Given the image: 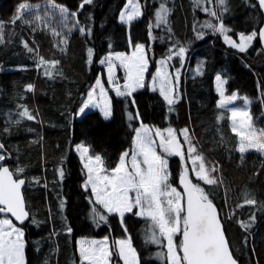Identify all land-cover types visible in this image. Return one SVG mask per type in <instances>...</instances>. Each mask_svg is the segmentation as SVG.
Listing matches in <instances>:
<instances>
[{
	"label": "trees",
	"instance_id": "1",
	"mask_svg": "<svg viewBox=\"0 0 264 264\" xmlns=\"http://www.w3.org/2000/svg\"><path fill=\"white\" fill-rule=\"evenodd\" d=\"M45 1L75 11L79 25L85 29L83 34L80 29L68 33L64 48L57 46L53 33L35 30L29 36L20 20L9 23L20 3L35 5ZM126 1L92 0L80 8L82 0H0V22H3L0 68L25 66L0 70V141L11 156L8 162L11 171L24 169L14 176L25 178L23 194L30 212L29 221L20 226L25 234L26 264H79L76 240L80 237H106L114 253L111 264H123L116 254V242L126 235L132 240L139 264H168L163 251L159 255L156 252L160 246L147 237L148 233L152 234L150 219L126 213L122 225L118 215L108 213L94 202L91 190L82 186L85 168L72 148L73 144L83 143L92 154L101 155L105 167L114 168L120 156L132 147L134 129L140 122L153 131L172 127L178 132L185 127L206 161H217L219 171L213 176L218 183H203V187L218 208L233 256L238 264H264V157L254 151L243 154L238 151L237 137L229 125V112L217 107L218 94L214 88V78L221 74L226 79L227 93L237 92L250 98L253 121L264 126V51L258 36L244 52L225 45L219 35L213 36L210 31L205 30L201 38L202 29H194V19L197 17L202 23L207 15L200 12L197 4L195 7L194 0H138L142 15L127 25L118 20ZM162 2L169 4L170 12L167 24L157 26L155 14ZM233 10L227 18L234 28L232 33L258 32L263 14L255 0H239ZM236 18L247 26L236 25ZM25 42L34 51L29 52ZM182 42L187 43L190 57L199 52L205 58L202 74L187 79V100L182 96L170 106L156 89L145 87L131 96H117L110 87L100 64L106 54L128 52L131 46L143 44L149 64L146 78H149L156 69L157 59ZM40 57L59 63L54 68L42 65ZM46 70L52 75H46ZM117 75L122 81L120 67ZM99 76L108 89L112 115L106 119L99 110H89L77 118L83 97ZM29 84L33 85L31 91L27 89ZM25 107L35 119L19 115ZM137 113L138 118L129 119ZM221 114L224 119L218 120ZM180 141L184 144L182 138ZM168 158L173 182L177 184L180 160L175 155ZM60 169L63 178L59 176ZM59 198L72 232L61 234L62 242L56 254L53 244L46 247L42 240L35 239H42L48 228L46 202L58 217ZM246 198L257 203L237 208ZM225 204L233 209L232 219L227 218ZM99 214L106 220H100ZM252 215L255 220L250 227L253 231L250 239L236 221H249ZM246 236L249 240L245 242ZM176 239L179 243L180 237Z\"/></svg>",
	"mask_w": 264,
	"mask_h": 264
},
{
	"label": "snow or ice",
	"instance_id": "2",
	"mask_svg": "<svg viewBox=\"0 0 264 264\" xmlns=\"http://www.w3.org/2000/svg\"><path fill=\"white\" fill-rule=\"evenodd\" d=\"M91 2L92 0H82L80 8ZM194 3L199 5L200 0H194ZM215 3L218 7H224L226 0H215ZM259 5L264 8V0H259ZM54 7L59 8L62 15L69 11L60 5H54ZM28 8L27 3H20L9 23L16 24L18 20L22 19V10ZM125 8L126 12H122L120 16L122 22H130L142 15L138 0H127ZM203 11L220 20L217 11L209 8H203ZM169 12L170 9L166 7L165 3H160L155 14L157 26L167 24ZM71 15L75 16L76 13L73 12ZM24 22L28 23V20ZM202 27L213 28L221 33L229 31L222 21L219 26L206 22ZM2 30L3 22H0V32ZM80 31L83 34L85 29L81 28ZM56 34L58 35V33ZM199 35L202 38V34ZM258 35L261 40H264V29H261L259 33L254 31L250 35L241 33L239 43L228 36H225V40L232 47L244 52ZM0 42H3L2 36H0ZM63 43L66 44L67 40L65 39ZM24 47L29 52L34 51L27 42L24 43ZM184 53L185 49L180 47L173 54L182 58ZM91 55L92 50L89 49V57ZM115 59L120 61L121 66L126 71L124 90L116 86V95L131 96L137 88L144 87V74L148 70L145 46L136 44L131 55L116 53ZM100 62L108 63L109 80L111 81L115 67L112 63V56L110 55ZM58 63L59 61H46L40 57V64L42 65L54 68ZM164 63L165 61L162 60L161 65ZM45 74L52 75L51 71L47 70ZM157 78L160 80V93L171 106L175 98L174 87L169 80V75L167 72L158 69L153 79L156 80ZM216 80L219 82L218 91L221 97L217 107L223 109L236 97L234 95L225 96L222 87L225 82L221 80L220 76H217ZM96 85L99 87L103 99L101 111L105 118H109L112 115L111 100L107 97L106 90L99 79H97ZM32 88L33 85L31 84L27 86L29 91ZM94 93L95 88L88 93L84 106L80 108L81 113L93 104ZM169 111H172L171 107ZM229 111L231 112L230 117H228L231 121V130L238 137V151L243 154L254 149L264 154V128L254 127L253 118L247 110L231 108ZM19 115L29 120L35 119L26 107ZM138 116V113L136 117L130 115L129 119L138 118ZM217 119L223 120L224 116L221 114ZM134 132V147L131 152L130 165L128 162L129 152L127 151L120 156L119 163L114 168H107L101 155H89L87 147L77 145V150L80 151L81 157L85 161L84 168L87 170V180L84 187L87 190L90 186L91 193L95 197L94 202L102 206L108 213L118 214L122 225L126 213L150 219L153 228L158 230L159 236L167 241L168 264H237L225 236L219 211L213 200L209 198V193L205 188L199 183H193L189 176L187 164L179 177L183 192L178 191L168 182V161L158 153L157 147L164 153L179 156L181 160L186 158L190 161L191 172L195 174L198 181H202L206 185L218 183L217 178L213 176V173L217 171L216 167L210 166L206 157L197 150L188 134V129L181 132V135L184 136V144H187L186 150L184 144L178 140L175 131L170 127L164 131L156 128L153 133L151 128L141 123L139 128L134 129ZM154 137H159L158 145ZM4 148V144L0 143V150H4ZM6 158L5 154H0V162ZM23 171V168H17L14 173L8 167L0 164V206H3L0 207V213H10L21 224L29 218V212L26 210V203L21 192L25 180L14 178V175L18 176ZM63 175L64 172L60 169L59 176L63 178ZM256 203L255 199L246 198L242 204H238L236 207L254 206ZM99 218L106 220L102 214H99ZM249 219L254 221L255 215ZM239 223L245 229L251 226L246 221H239ZM124 230L126 232L127 228ZM67 232L69 234L72 232L71 227L67 228ZM24 235L23 229L17 227L11 219H0V264H26ZM177 236L180 237L179 243L175 239ZM151 239L155 243H161L155 231H153ZM78 243L81 264H111L114 253L108 246L107 238L102 241L80 240ZM116 244L118 245L116 254L123 260L124 264H139L130 237L121 239Z\"/></svg>",
	"mask_w": 264,
	"mask_h": 264
},
{
	"label": "rangeland",
	"instance_id": "3",
	"mask_svg": "<svg viewBox=\"0 0 264 264\" xmlns=\"http://www.w3.org/2000/svg\"><path fill=\"white\" fill-rule=\"evenodd\" d=\"M238 2H239V0H226V4H225L224 7H218L216 5V3H215V0H212V2H209V0H200V3H199V5H197V7H198V9H200V12H203V13H205L207 15V19H205V22L199 23V20H197V17H196V19H194V22H195L194 23V26H195L194 29L196 30V29H199L201 27L202 31L199 34H202V36L204 35V33L206 31L207 32L210 31L213 36L219 35L221 41L225 45L230 46V47H232V46H231L230 43H228L225 40V36H228L232 40H234L237 43H239L240 42V34L241 33H243L244 35H250L254 31L248 32V33H244V32H240L239 30H236L235 33H232L234 28L229 24V22L227 21V18H229V14H231L230 10L234 13L233 9H235V6H237ZM22 3H27L29 5L28 9L22 10V19L20 20L22 25L25 27V29H26V31H27L29 36H30V33L35 31V30H42V31H45V32L53 33L55 35V40H56L57 46H59L60 48H64L65 43H63V41L67 38L68 33H70L72 30L74 31L76 29H81L82 28L79 25V23H78V21L76 19V15L75 16L71 15V13H73L75 11H71L70 9H68L67 7H65L63 5H60V4H57V3H54V2H48V1H45V2H42V3H38V4H35V5H32V4L28 3V2H22ZM54 5H60L62 7L67 8L69 11H68V13L62 15L61 12H60V9L57 8V7H54ZM194 5L196 7V3H194ZM203 8H209V9L217 11L218 15L220 16V20L216 19L215 17L210 16L208 13L203 11ZM224 8H226V10H224ZM197 15H198V13H197ZM65 17H67V18H65ZM25 20H28V23H25L24 22ZM221 21L223 22L225 27L227 29H229V31H227L225 33H221L219 31H215L213 28L202 27V25H204L206 22H210L212 24H215V25L219 26ZM236 21H237L236 25H238V26H247V23L242 21V20H240L239 18H236ZM127 25H128V22H127ZM56 33H58V35ZM0 36L3 37V31L0 32ZM253 41H252V43H253ZM252 43L250 45H252ZM186 44L187 43H183V44L179 43L178 45L173 46L172 50L170 52L166 53L164 56H162L159 59H157V62H156L157 66H156V69L153 72V74L149 78H146V73L147 72L144 74V81H143L144 87L143 88L147 87L150 90H154V89L159 90L160 89V80L158 78L156 80L153 79L155 77V75H156L157 70L159 69L161 71L167 72L168 75H169V80L172 82V86L174 87V98H175L174 99V103L180 101L182 99V96L187 100V98H186L187 97L186 96L187 95V83H186L187 79H189L190 77L199 76V75L202 74L203 68H204V64H205V61H204L205 58L199 52L195 53L193 58L190 57V54H188V46ZM134 46H131V48L129 49L128 52H119V53H124L125 55H131V53L134 51ZM180 47H183L185 49V53H184V56L182 58L173 54V53L177 52ZM233 48L239 50L236 47H233ZM115 54L116 53H108L102 59V60H105L106 57H108L110 55L112 56V63L115 65V67H114V70H113V73H112L113 79L111 81L109 80L108 63L107 62H105V63H101L100 62V64L104 67L106 78H107V80L109 82L110 87L113 90H115L116 86H119L121 88V90H124L123 85L126 82V71L121 66L120 61L115 59ZM170 56H171V58L169 59ZM162 60L165 61V63L163 65H161V61ZM51 61H53V60H51ZM22 67H25V66L24 65H20V66L7 67V68H4V69L0 68V70L19 69V68H22ZM117 67H120V70H121V73H122V76H123V80L122 81L119 80V78H118ZM217 76H220L221 80H223L224 82L226 81V79L221 74H217L215 76V78H214V88H215V91L218 94V99H217V103H218V101L221 99V97H220V93L218 91V83L219 82L216 80ZM97 79L100 80L101 84L103 85L104 89L106 90L107 97L109 98L108 89L104 85L101 77L99 76L98 78H96L93 81V83L88 88L85 96L83 97V100H82L80 106L78 107V110H77V113H76L77 118L81 117L85 112H87L89 110L90 111L91 110H99L101 112V114L103 115V112L101 111V108L103 107V99H102V97L100 95V89L96 85ZM222 87H223L225 96L234 95L236 97L235 100H233L230 104L225 106V109H227L228 112H229V117L231 115V112L229 111V109H231V108H239V109L247 110L249 112V114L251 115V112H250V98H248L247 96H242V95L238 94L237 92L227 93L226 88H225V83L222 85ZM94 88H95V93H94V96H93V104L89 105V107L86 108L83 113H81L80 112V108L84 106V103L87 100L88 93ZM138 89H141V88H137L136 90H138ZM96 105H99V106H96ZM106 119H108V118H106ZM252 122H253L254 127H256V128H264V126L256 125L253 120H252ZM141 123L142 122H140V124L136 128H139ZM143 124L147 125L145 123H143ZM229 125L231 127L230 119H229ZM147 126L149 128H151L149 125H147ZM167 128H169V127H167ZM170 128H172V127H170ZM172 129L175 131V134L177 135V138L179 140L181 138L184 140V136L181 135V132H182V130L186 129L185 127L181 128L178 132L174 128H172ZM153 133H154V131H153ZM165 135H167L166 132H165ZM189 136H190V134H189ZM134 138H135V135H134ZM154 138L156 139L157 145H158L159 141H158L157 137H154ZM193 144H194V142H193ZM77 145H83V146L87 147L88 149H89V147L87 145L83 144V143H76V144L72 145V148H73L74 152L79 157L82 165L84 166V162L85 161H84V159H82L80 151L77 150ZM133 147H134V145H132V147L129 150H127V152H129V157H128L129 165H130V157H131V152L133 150ZM184 148H185V150L187 149V144H184ZM237 149H238V137H237ZM157 151H158L159 154H161L164 157V159H166L168 161V165H167V171L169 173V181L168 182L173 187H176L178 191L182 192V190L179 187L178 183L175 184L173 182V174H172L171 169L169 167V158H168L171 155H169L168 153H164L159 147H157ZM249 151H254V152L260 154L262 157H264V154L259 153V152L255 151L254 149H250ZM249 151H247V152H249ZM0 154H4V153L0 152ZM88 154L89 155H93L90 152V149H89V153ZM4 161L0 162V164L4 163ZM185 161H186V164H187V166L189 168V176H191L194 179H196L195 178V174L191 172V167H192L191 166V162L188 161L186 158H185ZM210 166L216 167L217 171H219V164L217 163V161H213V163L211 162ZM86 180H87V170L85 169V179L82 182L83 188H85L84 185H85ZM197 183H199L203 187V182L202 181H198ZM45 186H46V181H45ZM88 188L91 190L90 186ZM93 198L95 200L94 196H93ZM63 207H64V204L62 202V199L59 198V202H58L59 211H58V217H57V215L55 213V210L52 208V205H50L48 202H46V208H47V218L46 219L48 221V228L46 230L45 235H43L42 239H40V238L35 239V240H37V242L39 240H42V242L46 244V247L48 245H50V244H53L54 247L52 249H53L54 252H56V254H57L58 248H59V246H60V244L62 242L61 234H64V233L68 234V232H67V228L68 227H67V224H66V221H65ZM225 213L227 215V218H229V219L233 218V209L228 204H225ZM113 214H116V213H113ZM116 215H118V214H116ZM118 217H119V215H118ZM5 218L10 219V217H8V216H1L0 217V219H5ZM59 220H60V223L62 224L61 228L59 227L60 226ZM239 221H246V222L250 223L251 226L254 223V221H251V220L248 221V220H241V219L239 220V219H237L236 223L239 226H240ZM32 222L34 224L37 223V221H36V219L34 217L32 219ZM150 222H151V220H150ZM17 227H20V226H17ZM250 227H248L247 229L241 227V229L244 231L245 234H248L250 239H251V237L253 235V231L251 230ZM149 229H150V232L152 234H153V231H155L157 238L161 240V243H155L151 239L152 234L148 233V235H147V237L151 239V241H152L151 243H153V244H155L157 246H160L161 249L156 251L157 254L160 251H163V254H165L166 259H167V247H166L167 241H166V239H164V238L159 236V232H158V230L153 228L152 222H151V228H149ZM128 237L129 236L126 235V236H124L122 238H118L117 241L121 240V239L128 238ZM105 238L106 237H102V238L100 237V238H96L95 239V238H91V237H81V238H79V240L77 239L76 240V246H77L78 257L80 259V263L79 264H81V257H80V254H79V243L78 242L80 240L102 241ZM247 239H248V237L246 236L244 241L246 242ZM176 242H177V239H176ZM251 242L252 241L250 240L249 244L253 248ZM25 247H26V243H25ZM136 256H137V259L139 261L137 252H136ZM122 262H123V260H122ZM167 263H168V261H167ZM123 264H124V262H123Z\"/></svg>",
	"mask_w": 264,
	"mask_h": 264
},
{
	"label": "water",
	"instance_id": "4",
	"mask_svg": "<svg viewBox=\"0 0 264 264\" xmlns=\"http://www.w3.org/2000/svg\"><path fill=\"white\" fill-rule=\"evenodd\" d=\"M255 2H256V4L258 5V7L260 8V10H261V12H262V14H263V23H262V25H261V27L259 28V30H258V33L260 32V30L261 29H264V8H261L260 7V5H259V0H255ZM258 39H259V42H260V45H261V47H262V49H263V51H264V40H261L260 38H259V35H258ZM157 139L159 140V137H157ZM179 140V139H178ZM180 141V140H179ZM181 142V141H180ZM0 143H1V141H0ZM0 152H4L5 153V155H6V159H5V161H4V163H2V166H6V167H8L9 169H10V167H9V164H8V162L10 161V159H11V156H10V154L8 153V152H6V150L4 149V150H0ZM179 160H180V164H181V171L183 170V168L185 167V160H181V158L179 157V156H176ZM10 171H11V169H10ZM181 173V172H180ZM179 177H180V174H179V176H178V185H179V187L181 188V190H182V192H183V187H182V185L180 184V179H179ZM14 178H20V179H24L25 180V178L24 177H15L14 176ZM191 178V177H190ZM193 181V180H192ZM194 183V182H193ZM25 185V184H24ZM24 185L22 186V188H21V192H22V195H23V197H24V194H23V187H24ZM24 200H25V198H24ZM26 203V202H25ZM214 203V202H213ZM215 204V203H214ZM0 207H3V206H0ZM217 207V206H216ZM218 209V208H217ZM26 210L28 211V209H27V206H26ZM29 212V211H28ZM1 216H8V217H10V219L17 225V226H21V225H23V224H25V223H27L28 221H29V219H30V212H29V218L28 219H26L25 221H24V223L23 224H21L19 221H16L15 220V218L14 217H12L11 216V214L10 213H0V217ZM221 223H222V221H221ZM222 225H223V223H222ZM224 229V228H223ZM226 236V235H225ZM227 238V237H226ZM235 258V257H234ZM236 259V258H235ZM237 260V259H236ZM237 264H238V261H237Z\"/></svg>",
	"mask_w": 264,
	"mask_h": 264
},
{
	"label": "crops",
	"instance_id": "5",
	"mask_svg": "<svg viewBox=\"0 0 264 264\" xmlns=\"http://www.w3.org/2000/svg\"><path fill=\"white\" fill-rule=\"evenodd\" d=\"M190 1H192V0H190ZM126 3H127V1H126ZM163 3H165V2H163ZM126 5V4H125ZM165 5H166V7L168 8V9H170V7H169V4H167V3H165ZM141 7V6H140ZM158 10V9H157ZM122 12H126V8H125V6L123 7V9L121 10V12L119 13V16H118V20L120 21V22H122L121 21V18H120V16H121V13ZM136 19V18H135ZM122 23H125V24H127V22H122ZM130 24V22H128V25ZM225 109V108H224ZM81 238V237H80ZM102 238V237H101ZM78 240H79V238H77ZM96 239V238H95ZM119 241V240H118ZM107 243H108V240H107ZM108 246H109V243H108ZM117 247H118V245H117Z\"/></svg>",
	"mask_w": 264,
	"mask_h": 264
},
{
	"label": "bare ground",
	"instance_id": "6",
	"mask_svg": "<svg viewBox=\"0 0 264 264\" xmlns=\"http://www.w3.org/2000/svg\"><path fill=\"white\" fill-rule=\"evenodd\" d=\"M38 66V64L36 65V67ZM8 98H9V96H7ZM7 97H5V98H7ZM7 98V99H8ZM6 100V99H5ZM7 101V100H6ZM8 101L10 102V100L8 99ZM12 102H15V103H17L16 101H12ZM4 103V105L6 104L5 102H3ZM8 106H9V103L7 104ZM3 106V105H2ZM11 106V105H10ZM4 107V106H3ZM7 107V106H6ZM14 107V106H13ZM9 108V107H8ZM11 109V108H10ZM6 113H7V111H6ZM8 113H9V111H8ZM9 115V114H8Z\"/></svg>",
	"mask_w": 264,
	"mask_h": 264
}]
</instances>
